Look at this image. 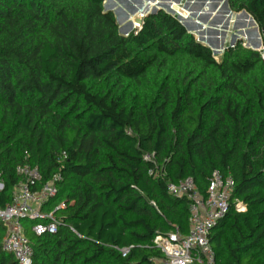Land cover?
Masks as SVG:
<instances>
[{"label": "trees", "instance_id": "obj_1", "mask_svg": "<svg viewBox=\"0 0 264 264\" xmlns=\"http://www.w3.org/2000/svg\"><path fill=\"white\" fill-rule=\"evenodd\" d=\"M102 2L0 0V206L24 165L41 184L59 176L43 211L65 204L54 233L23 221L30 264H162L154 236L189 228L188 200L167 184L190 177L204 195L214 170L234 181L208 235L216 264H264L261 52L237 41L217 60L162 10L121 35ZM227 4L264 42V0ZM4 234L0 222V264H18Z\"/></svg>", "mask_w": 264, "mask_h": 264}, {"label": "built area", "instance_id": "obj_2", "mask_svg": "<svg viewBox=\"0 0 264 264\" xmlns=\"http://www.w3.org/2000/svg\"><path fill=\"white\" fill-rule=\"evenodd\" d=\"M261 58L264 60V48L261 50ZM17 172L23 179L14 187L11 200L0 206V222L5 226L1 247L3 251L13 254L18 264H30L33 249L24 233L23 221H33L30 229L36 235L54 233L59 224L54 210L63 208L65 204L59 203L52 211L42 210L45 203L56 195L58 175L41 184L40 174L35 166L24 165L18 167ZM233 189L232 177L223 175L218 170L212 171L204 195L196 189L190 177L178 183L167 184L171 195L186 197L188 200L189 228L185 234L175 228L154 236L152 243L164 256L162 264H216L208 235L227 213ZM245 209L242 202L234 203L236 212H243ZM127 251L128 248L120 249L122 255Z\"/></svg>", "mask_w": 264, "mask_h": 264}, {"label": "water", "instance_id": "obj_3", "mask_svg": "<svg viewBox=\"0 0 264 264\" xmlns=\"http://www.w3.org/2000/svg\"><path fill=\"white\" fill-rule=\"evenodd\" d=\"M108 1L110 0H103L102 2L103 9L111 11L114 14L116 22L120 23L121 21H125L124 25L122 26L119 25L117 27L118 32L127 35L128 32L135 31L133 30L134 25H133L132 19L126 20L127 16L125 15L124 10L119 6L115 7L114 9L113 8L114 4L111 5L109 4ZM111 1L114 2L113 0ZM119 1L123 3V5L129 6L131 8L133 7V5H130V0H119ZM135 1H140V0H135ZM220 1H222L221 4H220ZM156 3L157 4L155 6H152L151 8L146 7L144 12H142L139 16L137 14L136 17H134L133 19L134 23H136L137 25L136 30L140 29L142 25V19L147 14L154 13L158 10H162L170 15H174L175 18L179 21V23L190 34L194 35L193 31L191 30H196L198 35L196 36L195 40L201 43L202 45L206 46L207 48H209L212 54L222 53L226 47L233 46V41H234L233 38L230 41V44L228 46L224 45V32L223 31H220L217 28L206 27L205 29L202 27L201 23L191 18L192 16L193 17L197 16V14H199V17L204 16V14L206 15L205 12L204 13H199V12L201 11L200 9H202V7L205 6V4L207 3V0H184L182 6L178 5L179 0H157ZM209 3L214 6L220 5V9L222 8L225 11V13L228 14V20L230 19L229 13L231 10L228 7L227 0H209ZM141 7L142 5L139 6V8ZM180 9H187L189 11V15H186L183 17L179 13ZM119 14L121 15L120 18L118 17ZM209 15L210 13L206 15L204 20H207ZM245 19H248V23L253 25L252 28L250 29L251 30L250 33L255 34L256 38L254 37L251 38L250 35H248V39H247L248 43L245 41L246 43H244V45L246 46V48L260 52L264 48V42L261 39L258 27L256 23L254 22L253 18L245 10H241L239 12H236L235 14V18L233 19L234 24H236L239 21L240 22L244 21ZM241 34H242V31L239 30L237 39L238 38L243 39L241 37ZM205 35L207 36L206 38H205Z\"/></svg>", "mask_w": 264, "mask_h": 264}, {"label": "rangeland", "instance_id": "obj_4", "mask_svg": "<svg viewBox=\"0 0 264 264\" xmlns=\"http://www.w3.org/2000/svg\"><path fill=\"white\" fill-rule=\"evenodd\" d=\"M114 2H112L111 0L109 1V4H114V7H121L124 10L125 15L127 16L126 20L128 19H134V17H136L137 13L140 14L141 11H138V8L140 5H142L141 9H143V11L145 10L146 7L151 8L152 6H155L157 3V0H140V1H135V0H130V5H133V7H129L126 5H123V3H121L119 0H113ZM184 0H179L178 5L182 6ZM222 1H220L221 4ZM144 4V6H143ZM201 11L199 13H206V15H208V13H210L209 17L207 20H204V18L206 17V15L204 14V16H200L198 15V17L196 16H192L191 18L193 20H197L199 21L203 27H208V28H217L220 31L224 32V45L228 46L230 44V41L233 38V45L236 44L237 41L241 42V45L243 47L246 48V46L244 45L245 40L244 39H237V35L239 30L242 31V33L244 34V32H247L248 28L251 29L253 25L248 23V19H245L244 21H239L236 24H234V18H235V14L236 12L230 11L229 15H230V19L228 20V14L225 13V11L221 8L220 9V5L218 6H214L211 5L209 3V0H207V3L205 4V6L202 7V9H200ZM138 11V12H137ZM186 11V12H185ZM185 13H189V11L187 9H181V15L184 17ZM212 20V21H211ZM227 22V23H226ZM117 23V27L120 25V23ZM124 25V23L121 24V26ZM137 29V25L133 26V30ZM192 31V30H191ZM194 32V31H193ZM207 32V31H206ZM129 33V32H128ZM127 33V34H128ZM121 35H125L122 33H119ZM241 34V35H243ZM194 38H196V35H193ZM220 36V34H219ZM242 37V36H241ZM206 38V36H205ZM261 52V51H260ZM221 53L218 54H213L214 57L218 60L219 56Z\"/></svg>", "mask_w": 264, "mask_h": 264}, {"label": "bare ground", "instance_id": "obj_5", "mask_svg": "<svg viewBox=\"0 0 264 264\" xmlns=\"http://www.w3.org/2000/svg\"><path fill=\"white\" fill-rule=\"evenodd\" d=\"M138 11H141L140 14H141L142 12H144L143 9H141V8H139ZM185 12H186V11H185ZM179 13L181 14V9H180ZM140 14H139V15H140ZM139 15H138V16H139ZM186 15H189V13H185L184 16H186ZM198 15H199V14H197L196 17H198ZM195 21H197V20H195ZM211 21H212V20H211ZM133 22H134V20H133ZM197 22H199V21H197ZM199 23H200V22H199ZM233 23H234V22H233ZM135 24H136V23H135ZM201 25H202V24H201ZM202 27H203V25H202ZM203 28H205V27H203ZM192 31H194L193 33H194L196 36L198 35L197 32H196V30H192ZM249 31H250V30H249ZM205 36H206V35H205ZM206 37H207V36H206Z\"/></svg>", "mask_w": 264, "mask_h": 264}]
</instances>
